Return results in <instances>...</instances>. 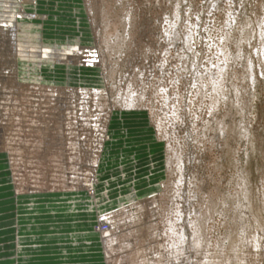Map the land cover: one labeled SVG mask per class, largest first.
Wrapping results in <instances>:
<instances>
[{"label": "rangeland", "instance_id": "374dc122", "mask_svg": "<svg viewBox=\"0 0 264 264\" xmlns=\"http://www.w3.org/2000/svg\"><path fill=\"white\" fill-rule=\"evenodd\" d=\"M23 237L31 264H264V0H0V264Z\"/></svg>", "mask_w": 264, "mask_h": 264}, {"label": "bare ground", "instance_id": "6f19581e", "mask_svg": "<svg viewBox=\"0 0 264 264\" xmlns=\"http://www.w3.org/2000/svg\"><path fill=\"white\" fill-rule=\"evenodd\" d=\"M13 17V16H12ZM21 17H23L22 15H17L16 17H13V20L11 21V25L10 28L12 29V33H11V38L10 40L12 41L11 43L14 44L16 41V34H15V29L18 27L17 25H19V22L21 21ZM26 18V17H25ZM23 20V19H22ZM22 49H26L28 48L26 45L25 46H21ZM36 50V51H34ZM32 51V55H37L38 51H42V50H38L34 49ZM45 51V50H43ZM73 52V51H72ZM78 53V52H77ZM93 53V56L91 57L93 59V61H97V59H99L97 56L98 54H96V52H91ZM14 54V52H13ZM22 55H26V53L22 52V53H18ZM17 54V55H18ZM40 54V53H39ZM96 54V55H95ZM87 63V62H85ZM96 63V62H95ZM89 63H87L88 65ZM88 67V66H87ZM95 67V66H94ZM17 86L16 84H14V82H12L11 87H9L8 89H10L13 92H16ZM4 114L6 111H3ZM72 113H67L66 111H51L50 112V119L52 120L53 118L56 120V124H57V128H56V132L57 134L61 132H63L62 130L65 128H62L63 124L65 123V125L67 124L68 129H65L68 133V136L72 135V133H76L79 128H87L90 127V122L85 119V114L82 113V111H73V115H70ZM7 115V114H6ZM38 119L36 120L35 124H34V138L32 140V148H34L36 151V155L40 154V150H41V145L42 143H44V138H45V127H46V122L45 120H43L44 118H47L45 116H43L41 113H38ZM53 119V120H54ZM93 122V121H92ZM53 123V122H52ZM94 123V122H93ZM72 126L75 127V129L73 130ZM92 126V125H91ZM95 126V125H94ZM66 127V126H65ZM47 128V127H46ZM95 128V127H94ZM80 129V130H81ZM89 129V128H88ZM69 138V137H68ZM67 138V139H68ZM71 138V137H70ZM90 139V138H89ZM43 140V141H42ZM59 140V139H58ZM46 141V140H45ZM80 140L77 139V141L75 142L76 145L80 144L79 142ZM68 144V143H67ZM75 145V146H76ZM3 146V145H2ZM79 146V145H78ZM83 146V145H82ZM74 147V146H73ZM3 148V147H2ZM60 148V147H59ZM80 148V146H79ZM79 148L77 151H73V154L71 155V159L72 160H78L79 157ZM71 149V148H70ZM63 150V149H62ZM27 151V150H26ZM63 152V151H62ZM89 152V151H88ZM54 154L55 156H61L60 155V151L59 150H54ZM41 156V154H40ZM89 162H91V165H89L90 168H93L92 170V179L90 181L89 187L92 188V184L94 182V171H95V167H96V160L95 159H91V157L88 160ZM75 164V163H74ZM76 168V167H75ZM71 169V168H70ZM74 170V169H73ZM75 171V170H74ZM72 175V174H71ZM76 176L74 177H70V178H65V180H69L70 182H76ZM83 185V184H82ZM86 185V184H85ZM73 188V187H72ZM85 189V188H84ZM79 191V190H78ZM31 195V194H30ZM129 209V208H128ZM133 216H131V213L128 214L127 212L125 214H123L122 218L119 220H114L113 225L115 226V228L113 229V231H111V223H105L104 225L107 227L105 230H101V224H100V228H99V232L101 234V244L104 247L105 250V254H107V258L110 252H120V251H124L127 248H129V246L131 245V242L135 241L136 237H137V232L135 231H130L128 228V230H126L127 234H123V232L120 230V228L122 227H127V226H131L134 224V218H132ZM112 218V217H111ZM113 220V219H112ZM106 221V220H105ZM109 222V221H108ZM100 223V222H99ZM98 224V223H97ZM79 227V226H78ZM142 234V233H141ZM150 236H153V234H151ZM89 237V236H88ZM61 239V238H60ZM85 239V238H84ZM146 240V239H145ZM88 243V242H87ZM66 244V243H65ZM141 244V243H140ZM155 244V243H154ZM261 245V244H260ZM188 246V245H187ZM259 247V246H258ZM142 248V247H141ZM175 248V247H174ZM180 248L173 250L171 253L173 255L179 254ZM264 249V248H263ZM127 251V250H126ZM190 251V250H188ZM196 252V251H195ZM101 253V252H100ZM141 255V254H140ZM139 256V255H138ZM133 257V255H132ZM138 258V257H137ZM75 259V258H74ZM136 259V258H135ZM138 260V259H136ZM157 260V259H156ZM145 262V260H144ZM137 263V262H136ZM141 263V262H140ZM146 263V262H145ZM188 264V263H187ZM202 264V263H201ZM203 264H206L205 262ZM209 264V263H208Z\"/></svg>", "mask_w": 264, "mask_h": 264}, {"label": "crops", "instance_id": "0c3cea01", "mask_svg": "<svg viewBox=\"0 0 264 264\" xmlns=\"http://www.w3.org/2000/svg\"><path fill=\"white\" fill-rule=\"evenodd\" d=\"M42 230V229H41ZM41 230H38V236H41V235H44V236H42V237H44V238H38V240L39 241H35L36 243H35V245L34 246H32V247H34L35 249L37 248V249H39L40 251H42V252H45L46 253V251H48V250H53L52 248H55L56 246H57V244H54L53 243V238H51V240L50 241H48V239H49V237L46 235L47 233H48V231L47 230H43V232H39V231H41ZM50 231H52V230H50ZM53 232V235L55 234V233H57L56 231H52ZM53 237H56V236H53ZM19 238H22V237H19ZM24 238L25 237H23V239L22 240H19L18 239V244H17V250L18 251H20L22 254L21 255H18V257L21 259V260H23L25 263H27V262H29V264H31V262H30V258H27L28 257V253H27V249H28V247L27 246H24V244L26 243V241H24ZM41 239H44V241H42ZM53 240V241H52ZM49 243V244H48ZM89 243H87V245H88ZM29 250H30V247H29ZM31 251V250H30ZM75 256H76V254H75ZM51 258V257H50ZM50 258H42L41 260H39V264H47L48 262V259H50ZM54 258H55V260H61V261H65V262H67L68 264H73V260H74V258H76V257H74L73 255H63V256H54ZM20 259H18L17 257H16V259L14 258V260L15 261H18V260H20ZM67 263H65V264H67ZM17 264H19V261H18V263Z\"/></svg>", "mask_w": 264, "mask_h": 264}]
</instances>
